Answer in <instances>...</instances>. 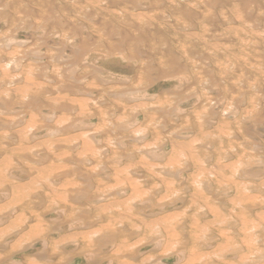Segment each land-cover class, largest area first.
I'll use <instances>...</instances> for the list:
<instances>
[{
	"label": "bare ground",
	"instance_id": "bare-ground-1",
	"mask_svg": "<svg viewBox=\"0 0 264 264\" xmlns=\"http://www.w3.org/2000/svg\"><path fill=\"white\" fill-rule=\"evenodd\" d=\"M0 264H264V0H0Z\"/></svg>",
	"mask_w": 264,
	"mask_h": 264
},
{
	"label": "rangeland",
	"instance_id": "rangeland-1",
	"mask_svg": "<svg viewBox=\"0 0 264 264\" xmlns=\"http://www.w3.org/2000/svg\"><path fill=\"white\" fill-rule=\"evenodd\" d=\"M161 82V80H159V82H156V84H154L152 87L154 88L155 87V85H157L158 83H160ZM33 243V240L32 241H29V242H27V243H25L24 245H23V248L20 250V251H17L15 254H13V256H16V257H18L19 255H21L23 252L22 251H26L27 253H28V251H30V250H32L31 248L33 247H31V245H29L30 243ZM29 247H31V248H29ZM35 247H36V245L33 247V249H35ZM15 257V258H16ZM75 258H77V257H75ZM74 258V259H75Z\"/></svg>",
	"mask_w": 264,
	"mask_h": 264
}]
</instances>
